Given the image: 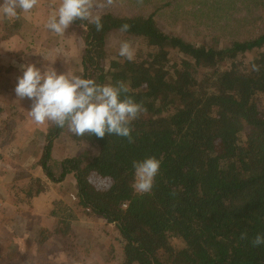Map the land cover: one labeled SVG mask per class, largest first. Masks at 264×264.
<instances>
[{
    "label": "trees",
    "instance_id": "obj_1",
    "mask_svg": "<svg viewBox=\"0 0 264 264\" xmlns=\"http://www.w3.org/2000/svg\"><path fill=\"white\" fill-rule=\"evenodd\" d=\"M154 2L149 14L128 15L125 5L121 17L102 15L100 31L73 22L84 32L82 78L97 73L99 85L122 81L127 95L150 111L132 122L134 143L114 134L77 137L53 123L38 165L54 184L71 174L76 205L115 226L121 264H264V246L251 243L264 233V0H192L185 19L191 39L164 33L154 20L183 1ZM114 33L139 44L133 60L107 46ZM5 126L0 161L16 129ZM62 135L86 149L53 162L54 140ZM150 156L163 157L161 169L152 191L137 194L133 161ZM21 190L32 199L49 186L32 177ZM70 219L58 217L56 224ZM61 230L67 237L68 229ZM166 232L183 247L164 243Z\"/></svg>",
    "mask_w": 264,
    "mask_h": 264
},
{
    "label": "rangeland",
    "instance_id": "obj_2",
    "mask_svg": "<svg viewBox=\"0 0 264 264\" xmlns=\"http://www.w3.org/2000/svg\"><path fill=\"white\" fill-rule=\"evenodd\" d=\"M160 1L114 0V3L111 6L104 7V10L108 14L119 17L126 11L128 15L135 13L149 14L153 11L152 3H160ZM181 1H183L181 6L179 5L174 9L170 8L159 11L154 17V20L156 26L164 33L177 34L180 37L191 39L194 30L191 25L189 26L191 24L189 19H185L188 18V12L192 9V0ZM60 2L61 0L58 2L55 1L57 7ZM178 2L180 1H176L175 4H179ZM0 3H2V0H0ZM125 5L127 6L123 12V6ZM38 7L43 14H48L52 11L49 7V0H39L35 8ZM213 13L216 14L215 12ZM31 14H33V11L27 14V20ZM209 17L210 15L207 20H211ZM2 19L3 14H0V67H2L0 74V126L1 123L6 125L4 128L11 126V124L15 125L14 129H16L13 131V136L18 133L19 139L24 141L22 144V148L24 149H20V146H18V151L21 152L28 148V153L30 150L36 153L37 155L32 157V159H35L33 161L35 163L42 158L46 144L47 130L53 122L46 121L43 124L35 123L28 115L32 102L27 98L19 100L16 97L15 87L17 78L22 76V72L17 65L39 61L37 67L52 64L58 72L69 71L74 75L83 77L82 56L85 48L82 42V36L84 32L72 23L69 28L76 43L74 41L71 42L72 39L69 38L70 42L68 46H64L67 49L63 50L62 46H60L61 48L57 47V39L49 40L43 36L37 39L36 35H40L41 30L38 33L37 30L32 31L29 25H20L18 27L10 26L11 28L9 29L8 24H6L7 21H2ZM36 22L41 23L45 28L46 23L41 17H38ZM31 33L34 35H31ZM61 38L63 40V36ZM122 42L124 41L121 40L120 35L114 33L108 39L107 46L114 49V51L119 50ZM130 43L135 54L139 44L135 42ZM77 47H80V49ZM252 55H244L242 60L248 61L252 58ZM96 77L97 73L92 74L93 80ZM149 115L150 111L147 110L139 117H148ZM5 139V137L0 138V145ZM37 149L38 151L35 152ZM84 149L86 148H77L69 138H65L63 135L59 136V138L54 140L52 151L53 162L60 163L63 159L78 155ZM11 153L12 155H8L6 160L0 161L2 172L7 173L5 179L0 175V186L4 189V197L0 195V264H121L123 258L122 238L115 226L107 224L103 219L96 218L87 211H84L76 205L77 199H72L70 195L66 196V198L58 199L59 195L56 194L49 201V207L47 204L43 205V208L48 207L47 212L49 211V216H46V212V218L41 219V223L45 226L39 230V227H41L40 221L37 218L35 219L36 221L33 220L28 213L22 212L21 210L25 211L34 198L45 194L48 196L51 192L50 188L45 194L27 199L21 187L27 183L29 178L36 177L34 176L36 172L31 168V164L29 166L26 165L29 159H17L15 156L17 155V151ZM20 166L25 169V172L19 174V177L14 174L13 178L11 168ZM245 172L244 170L243 173ZM25 175L33 176L28 177ZM44 176L47 178L46 175ZM68 177L72 179L73 176L69 174ZM49 182L55 186L63 181L57 184L51 181ZM55 191L57 192L58 190ZM70 207L75 209V214L70 212V209H72ZM14 209L19 210L21 213L18 214ZM52 211L58 213L57 218L72 215V219H70L68 225L67 222L56 224L57 218H53L50 215ZM26 222H29V226L27 229H24L23 224ZM6 223L8 226L13 225V227L5 228ZM50 223V229H47V225ZM61 229H68L67 237L61 236ZM26 230L31 233L28 235H33L35 239L30 238L26 240L27 242L22 246L24 249V258L21 259L19 256L15 257L22 252V247L20 248L21 245L18 243L20 240H17V238L23 236ZM1 239L2 242L8 239L7 241L9 242L2 244ZM162 241L172 247L174 251H178L183 247L181 240L173 236L170 232H166L162 236ZM39 249L43 250V257L46 254L48 259L36 260L33 258V255ZM162 255V259L164 260L166 256L164 253Z\"/></svg>",
    "mask_w": 264,
    "mask_h": 264
},
{
    "label": "clouds",
    "instance_id": "obj_3",
    "mask_svg": "<svg viewBox=\"0 0 264 264\" xmlns=\"http://www.w3.org/2000/svg\"><path fill=\"white\" fill-rule=\"evenodd\" d=\"M39 0H2L0 14L5 18H18L21 12H31ZM114 0L97 4L96 0H49L50 12L45 27L56 35H64L75 20L88 21L97 31L102 30L101 16L94 15V8L111 6ZM130 25L123 24L121 32H127ZM119 56L134 59L132 45L124 41L120 45ZM39 61L17 65L22 76L17 78L15 94L19 100L29 99L31 109L28 115L37 124L53 122L57 127H67L77 137L85 134L104 138L117 135L134 143L131 124L146 112V108L131 96L124 82L116 85H99L93 79H85L69 71L58 72L52 64L37 67ZM252 71H259L253 64ZM98 155V153H95ZM163 157H147L133 161L134 181L132 189L137 194L150 193L161 169ZM247 239V233L240 235ZM253 247L264 246V233H257L251 241Z\"/></svg>",
    "mask_w": 264,
    "mask_h": 264
},
{
    "label": "crops",
    "instance_id": "obj_4",
    "mask_svg": "<svg viewBox=\"0 0 264 264\" xmlns=\"http://www.w3.org/2000/svg\"><path fill=\"white\" fill-rule=\"evenodd\" d=\"M55 1H60V0H55ZM96 3L97 4H100V3H105V0H96ZM33 14H31V16L29 17V19L27 20V18H28V13H23V12H21L20 14H19V17L18 18H6V19H4L5 17L3 16V19H2V21H7L6 22V24H8V28L10 29L11 27L10 26H13V27H18V26H28L29 25V27H30V30H32V31H34V30H37V33L41 30V32H40V35H36V38L37 39H39V37L40 36H43L45 39H49V40H51V39H57V47H59V48H61L60 46H62V49L63 50H65V49H67V48H64V46H68V44H69V38H71L72 40H71V42H75L76 43V41H75V39H74V36H73V34L70 32V28H68L67 30H66V32L64 33V35H62L63 36V40H62V38H61V36L60 35H56V34H54L53 32H51V31H49L46 27L44 28L43 27V25L41 24V23H37L36 22V19L38 18V17H41L44 21H45V23L47 22V19H48V16H49V14L50 13H48V14H43L42 12H41V10L39 9V7L38 8H34L33 10ZM93 14L94 15H96V14H99L100 16H102V15H104V14H108L107 13V11L106 10H104V8H94V10H93ZM109 15H111V14H109ZM111 16H113V17H119V16H115V15H111ZM121 17V16H120ZM44 29V30H43ZM36 33V34H37ZM14 34H16L15 32H14ZM31 35H34V34H32L31 33ZM78 49H80V47H77ZM65 56H66V54H65ZM63 58V57H62ZM61 59V58H60ZM22 142V143H21ZM24 143V141H21V139H19V136H18V133H16V135L15 136H13V139H12V141H11V145H9V147L8 148H6L5 150H4V157H7L8 155H12V153L11 152H16L17 151V155H15L16 157H17V159H29L28 160V163H26V165H30L31 164V168L33 169V170H35V172H36V174L34 175V176H36L37 178H39V179H41V180H43V181H45L47 184H48V186H49V188H50V193H49V195L48 196H46L47 194H45V195H41V196H39V197H37V198H34L33 200H31V203L27 206V208L25 209V211L24 210H21L22 212H26V213H28V215L33 219V220H35L36 218L40 221V225H41V227H39V230H40V228H44L43 226H45L44 224H42L41 223V219H45L46 218V216L48 217L49 216V211L47 212V208L49 207V201L52 199V197H54L56 194H58L59 195V197H58V199L59 198H66V196H68V195H70V196H76V181H75V179L72 177V179H69L70 177H68L69 175H67L66 177H65V179L63 180V182L62 183H60V184H57V185H55V186H53L50 182H49V180L47 179V178H45V174L43 173V170H42V168L38 165V161L37 162H35V163H33V161L35 160V159H32V157H35L37 154L36 153H33V152H31V150L29 151V153H28V148H26L24 151H25V153H24V151H21V152H19L18 151V146H20V149H24V148H22V144ZM38 151V149L37 150H35V152H37ZM27 152V153H26ZM15 154V153H14ZM19 156V157H18ZM16 157H15V159H16ZM40 160V159H39ZM5 164V163H4ZM33 164H34V166H33ZM31 169V170H32ZM32 170V171H33ZM37 170H38V172H37ZM11 171H12V173L13 174H11V175H13V178H14V174H16L18 177H19V174H22L23 172H25V169H23V167L22 166H20V167H15V168H11ZM29 173V172H28ZM30 174V173H29ZM44 174V175H43ZM0 175L2 176V177H4V179H5V177H6V175H7V173L6 172H2V169L0 168ZM25 176H28V177H30V176H33V175H25ZM17 177V178H18ZM1 181V180H0ZM70 185H71V190H70ZM55 190H58L57 192L55 191ZM70 193H72V194H70ZM0 195L2 196V197H4V189L2 188V186H0ZM24 201V200H23ZM26 202V201H25ZM44 204H47V206L48 207H45V208H43V205ZM70 208H72V209H70L71 211V213H73V214H75V209L73 208V207H70ZM8 209H10V208H8ZM18 214H20L21 212L19 211V210H17V209H14ZM11 211V210H10ZM85 211V210H84ZM47 212V213H46ZM45 213H46V216H45ZM36 221V220H35ZM32 223V222H31ZM61 224V223H60ZM50 225H51V223L49 224V225H47V229H50ZM113 225V224H112ZM28 226H29V222H26V223H24L23 224V228L25 229H27L28 228ZM114 226V225H113ZM12 228L13 227V225H9L8 226V224L6 223L5 224V228ZM15 227V226H14ZM28 234H31L30 232H28L27 230H26V232L23 234V236H20V238H17V240H20V242H18L19 243V245H21L20 246V248L27 242L26 240H29L30 238L31 239H35L34 238V236L33 235H28ZM8 239H5V241L4 242H2V239H1V242H2V244L3 243H6V242H9V241H7ZM33 243H34V241H32ZM39 247H40V245L39 244H37ZM19 248V249H20ZM42 252H43V250L42 249H39L38 251H37V253L35 254V255H33V258H35L36 260H40V259H48V256L45 254L44 255V257H43V254H42ZM17 256H19L21 259H23L24 258V249H23V247H22V252L19 254V255H16L15 257H17ZM36 262V261H35ZM38 263V262H37Z\"/></svg>",
    "mask_w": 264,
    "mask_h": 264
},
{
    "label": "built area",
    "instance_id": "obj_5",
    "mask_svg": "<svg viewBox=\"0 0 264 264\" xmlns=\"http://www.w3.org/2000/svg\"><path fill=\"white\" fill-rule=\"evenodd\" d=\"M76 198V196H72V199H75Z\"/></svg>",
    "mask_w": 264,
    "mask_h": 264
}]
</instances>
